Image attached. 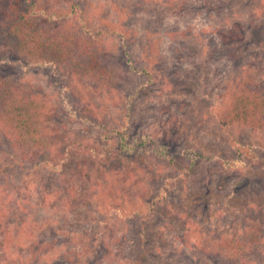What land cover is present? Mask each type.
<instances>
[{"label":"trees","instance_id":"trees-1","mask_svg":"<svg viewBox=\"0 0 264 264\" xmlns=\"http://www.w3.org/2000/svg\"><path fill=\"white\" fill-rule=\"evenodd\" d=\"M200 1L108 0L107 4L95 5L92 0H0V233L3 235L0 249L11 247L12 242L24 246L25 240L34 241L28 244L27 252L17 249L21 256L31 257L30 252L36 253L39 245L56 242L59 246L66 240L62 238H67L51 222L48 232L33 233L27 229L39 201L44 198L42 201L46 203L54 191L44 190L39 198L23 181L9 187L14 170L26 174L41 170L44 173L41 181L46 187L49 175L57 174L55 187L63 188L66 194L60 200L61 208L57 202L53 204V216L64 218L68 212L78 213L68 188L71 186L78 192L77 184L70 185L66 171L74 164L77 171L88 162L89 171L96 169V177L104 175L99 180L105 178L103 168L119 173L128 169L125 184H144L143 178H146L149 183L146 181L145 185L149 184L151 191L144 197L136 196L137 200L132 202L110 204L107 216L106 211L96 210L90 220L86 219L87 230L95 226L119 231L121 264H169L171 256L166 258L162 249L163 230L177 229L185 216L174 208L171 197L186 186L202 163L213 157L195 146H185L177 155L168 143L151 134L132 138L130 128L138 121L130 113L135 108L134 99L153 84V70H161L163 81L169 86L173 85L171 75L179 74L182 76L175 79L176 83L186 85L184 76L188 75L189 58L198 72L204 68V76L198 88L188 92L217 104L213 91L206 90L208 64L205 59L201 60L204 48L195 47L196 40L203 36L202 31L173 21L199 13L205 5ZM244 4L246 12L243 13L250 20L264 16V0H245ZM251 29L252 25L240 23L224 32L226 44L237 53L236 57L246 52L264 56V45L252 42ZM169 43L179 44L172 48L174 56L169 53ZM136 44L149 52L158 46L165 67L149 69L134 60ZM171 59L178 62L169 64ZM242 67L243 73L225 84L220 94L223 112L215 114L235 152L219 161L218 173L222 175L243 174L245 159L255 157L251 144L232 127L264 128V90L258 84L252 63ZM42 71L47 73L49 86L59 95L41 88L43 78L30 82L29 78L44 75ZM141 77H145L144 82L138 80ZM119 91L125 94L127 112L121 125L112 128L104 120L111 108L107 100L116 104ZM102 93L107 96L103 104ZM171 143L175 147V139ZM176 144L177 148L181 147L179 140ZM205 170L211 177L209 169ZM203 189L202 194L207 197L210 188ZM110 191L115 193L113 188ZM237 197L235 191L225 195L231 201L225 202L223 208L236 214ZM240 220V227L219 236L204 232L190 219L180 227L183 231L190 222L196 235L197 252L204 257H217L219 264H264V201L247 202ZM9 222L17 223L20 232H13L12 227L7 229ZM156 223L160 225L155 235L152 227ZM71 231V234L78 232L76 227ZM177 234L182 236L183 232ZM98 238L97 234L92 238L93 244L83 241L77 246L74 263L62 259L58 264H89L90 256L99 257L106 244ZM8 252L14 256L13 251ZM8 259L7 252H0V264L3 260L9 263ZM31 260V264H39L40 257ZM57 261L52 259L40 264Z\"/></svg>","mask_w":264,"mask_h":264},{"label":"rangeland","instance_id":"rangeland-1","mask_svg":"<svg viewBox=\"0 0 264 264\" xmlns=\"http://www.w3.org/2000/svg\"><path fill=\"white\" fill-rule=\"evenodd\" d=\"M92 1L95 5L108 3V0ZM200 2L205 5L199 13L185 18H174L173 21L182 27L202 31L203 36L196 40L195 47L199 50L200 45H202L201 48H204L201 60L205 59V63L208 64L207 79L209 81L206 84V90L213 91L218 100L217 104H213L212 100L205 97L188 92V90H196L204 76V68H202V72H198L195 69V63L192 64L193 61H190L192 59L189 58L187 61V74L192 77L187 75V78L184 76L187 80L186 85L176 83L175 79L182 76L179 74L178 76L171 75L170 80L173 81V85L169 86V83L163 81L164 73H161L159 69L161 66L165 67L159 55L160 48L156 46L149 52L141 45L136 44L134 48L136 56L133 55V59L140 61L142 66H147L149 69L158 68L160 71L153 70V84L150 85L147 92L142 93L138 99H134L133 105H135V108L130 115L138 123L130 130L132 138H141L144 134H151L157 140L162 139V142L168 143V147L170 146L177 155L185 146H195L213 157L210 161L202 163L198 172L189 179L184 188H181L171 197V200L174 208L185 214L182 222H178L180 226L185 225L187 220L190 219V221L198 224L204 232L219 236L225 232H232L235 228L241 226V212L247 202L251 200L264 201V128L237 127L236 125L232 127V129L237 128L239 136L251 144L255 157L245 159L246 164L242 167L243 174L238 175L234 172L233 174L222 175L218 173L220 170L219 161L223 157L235 155V152L232 145L228 144V142L230 143L228 134L222 131L216 118V115L223 112V97L220 94L224 91V86L228 80L243 73L242 64L252 63V68L256 71L255 77L258 79V84L264 90V56L258 54L253 56L251 52H246L236 57L237 53L231 50L229 44H226L227 40L224 35V32H228L233 25L238 26L240 23L252 25L251 40L257 46H262L264 45V16L250 20L247 14L243 13L246 12L245 0L227 2L223 0H202ZM175 46H179V44H168L170 54ZM172 56H174L173 53ZM191 58H193V55ZM176 61V59H171L169 64L173 62L176 64L178 62ZM42 72L44 75L32 77L33 79L29 78L30 82L35 83V78H43L44 83H40L41 88L49 93L55 92L56 95H59L57 90L47 83V73ZM138 80L144 82L145 77ZM121 92L123 91H119V100L116 104L107 100L111 108L106 112L104 120L112 128L121 125L125 112H127L126 97ZM106 98L105 93L100 95L102 104L106 102ZM173 139H175V147L171 143ZM177 140L180 141L179 146L181 147L177 148ZM182 144L184 145L182 146ZM87 164L77 171L74 164L69 168V171H66V179L68 178L70 185L77 184L78 192H74L70 185L68 188L72 191L70 199L77 204L78 209L76 210L78 213L75 215L68 212L67 216L64 215V218L53 216V204L57 202L58 207L61 208L62 202L60 200L66 194L63 188L55 187L58 180L57 174L49 175V182L46 183V187L41 181L42 174H44L41 170H36L35 173L30 174L18 169L12 172L13 177L8 184L9 187L23 181L28 184L29 190L33 189L38 194L39 198L44 190L54 191V194L46 200V203L43 202L44 198H42L43 201H39L36 213L30 219L32 222L27 225V229L33 233L46 231L48 224L51 222L55 225L56 231L63 233L67 238L61 237L66 240L61 241L63 243H60L59 246L56 245V242L54 244L50 243L51 245H39L40 248L36 253L30 252L31 257H26L25 254L21 256L19 251H26L28 244H32L34 241L25 240L27 243L24 246L16 242H12L11 247H8V245L1 246L0 252H7L8 261L10 260L9 263L3 260V264H24L26 262L31 264L33 262L32 257L35 258L36 256L40 257L39 264L52 259L58 260L53 264L62 262V259H69L71 263H74L77 246L83 241L87 244H93L92 238L97 234L99 238H102V242L105 241L106 244L99 257L90 256L89 264H121L123 262V257L119 251V231L113 227L112 229H98L95 226L87 230L86 227L89 224L86 219L90 220L96 210L107 212L110 204L118 201L119 203L132 202V199L137 200L136 196L138 195L144 197L147 192L151 191L149 184L145 185L146 181L149 183V180L143 178L145 183L140 185L135 183L125 184L124 178L129 174L128 169L124 173H119L108 172L106 168H103V174L106 172L105 178L99 180L98 178H103L104 175L96 177L98 174L96 169L89 171L90 167ZM205 169H209L211 177L207 176ZM87 172H89V176H87ZM203 187L210 188L207 197L202 194ZM111 188L114 189V194L110 191ZM37 190L39 191L37 192ZM231 191H235L239 195L234 200L237 206L236 214L233 213L235 211L228 212L225 209L226 207L223 208L222 206L225 202L229 201L230 203L231 200L225 199V195ZM58 212H60L59 209ZM61 215L63 214L61 213ZM158 224L160 225V223H156L152 227V232L155 235L159 232ZM180 226L174 230L168 227L165 231L163 230L165 233L162 238V249L166 258L171 256L168 259L169 264H219L220 261L218 262L217 257H204L197 252L194 246L196 235L190 222L186 226L187 229L183 231ZM9 227L13 228V232H20L17 223L9 222L7 229ZM73 227H76L78 232L71 234ZM177 232H183L182 236L178 235ZM1 238H3L2 233H0V243L2 242ZM99 238L98 240H101ZM97 242L96 240L95 245H97ZM9 249L14 252V256L8 252ZM49 264H52V262Z\"/></svg>","mask_w":264,"mask_h":264}]
</instances>
